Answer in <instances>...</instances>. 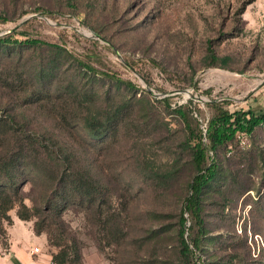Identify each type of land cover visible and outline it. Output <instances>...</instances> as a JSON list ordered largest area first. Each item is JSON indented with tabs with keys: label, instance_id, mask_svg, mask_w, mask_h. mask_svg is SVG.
<instances>
[{
	"label": "rangeland",
	"instance_id": "rangeland-1",
	"mask_svg": "<svg viewBox=\"0 0 264 264\" xmlns=\"http://www.w3.org/2000/svg\"><path fill=\"white\" fill-rule=\"evenodd\" d=\"M0 11L9 17L0 19L1 37L62 48L50 64L45 46L0 44V137L49 132L69 140L94 174L95 197H78L61 215L41 202L48 179L43 189L37 175L24 187L35 206L24 221L46 237L48 254L65 248L68 264H264V125L220 149L218 176L203 195L201 260H187L180 215L196 169L175 113L192 101L202 127L213 101L264 113V0H0ZM77 59L97 68V78ZM112 75L135 87L116 85ZM110 87L116 99L105 116L117 123L100 122L93 135L84 118L97 95L84 100V92ZM186 216L191 242L198 226Z\"/></svg>",
	"mask_w": 264,
	"mask_h": 264
},
{
	"label": "trees",
	"instance_id": "trees-1",
	"mask_svg": "<svg viewBox=\"0 0 264 264\" xmlns=\"http://www.w3.org/2000/svg\"><path fill=\"white\" fill-rule=\"evenodd\" d=\"M0 19L8 21L9 17L0 11ZM0 44L6 48L10 45L19 47L45 46L48 53L52 55L50 64L57 61L62 51L61 46L57 43L39 38L18 39L14 38V35L0 36ZM77 61L85 69L84 74H90L92 79L97 78V73H99L97 68L82 59H77ZM219 61L220 58L214 53L210 55L211 64H217ZM112 77L116 85L125 84L131 89L135 87L129 80L117 75H112ZM90 83L93 88V80ZM75 86L79 87L77 82ZM95 95L97 98L91 104L84 118V129L99 136L101 134L100 122L106 123L109 128L117 123V118L105 116V112L114 105L116 98L115 92L110 87L103 92L95 91L94 94L85 91L83 99H90ZM101 97L102 99L99 100ZM191 103L192 101L179 104L175 108V113L179 115L185 125L184 145L191 151L196 169L193 180L190 182L191 193L186 197L180 215L179 239L180 253L185 259L192 260L197 257L198 260H201L196 250H201V235L204 228L202 201L205 188L218 176L220 170L219 151L221 148L229 146L238 132L251 134L257 127L264 125V113L257 115L251 110L242 113L230 111L224 109L219 102L213 101L212 106L215 112L209 119L207 127H202V122L195 116ZM121 107L122 105H119L117 109L119 110ZM4 125L1 124L0 127ZM32 135L33 139H31ZM206 138L208 142H206ZM36 175L43 179L39 184L42 189L44 180H49L48 188L41 193V202L44 203V208L59 215L78 197L93 199L97 193L92 168L82 164L77 156L75 146L69 140L54 139L52 134L46 131L28 132L26 129L13 131L10 138L0 137V253H2L1 249L7 252L10 248L8 226L13 224L10 210L18 207L17 214L22 220H30L33 216L35 206L29 207L26 204L23 189L30 180H34L31 177ZM186 213L193 217L198 226L197 235L191 242L186 237L190 230V227L187 226ZM36 231L41 233V230L36 229ZM72 241H74L72 249L76 261L81 263L80 242L76 237ZM52 261L54 264H68L67 249L62 248L60 252L54 253Z\"/></svg>",
	"mask_w": 264,
	"mask_h": 264
},
{
	"label": "crops",
	"instance_id": "crops-1",
	"mask_svg": "<svg viewBox=\"0 0 264 264\" xmlns=\"http://www.w3.org/2000/svg\"><path fill=\"white\" fill-rule=\"evenodd\" d=\"M13 222L8 227L10 248L0 253V264H52V256L46 252V237L36 234L31 222L16 216ZM36 247L39 251L33 254Z\"/></svg>",
	"mask_w": 264,
	"mask_h": 264
},
{
	"label": "built area",
	"instance_id": "built-area-1",
	"mask_svg": "<svg viewBox=\"0 0 264 264\" xmlns=\"http://www.w3.org/2000/svg\"><path fill=\"white\" fill-rule=\"evenodd\" d=\"M38 251H39V248H38V247L32 249V253H33V254L37 253Z\"/></svg>",
	"mask_w": 264,
	"mask_h": 264
},
{
	"label": "water",
	"instance_id": "water-1",
	"mask_svg": "<svg viewBox=\"0 0 264 264\" xmlns=\"http://www.w3.org/2000/svg\"><path fill=\"white\" fill-rule=\"evenodd\" d=\"M25 21V20H24Z\"/></svg>",
	"mask_w": 264,
	"mask_h": 264
}]
</instances>
